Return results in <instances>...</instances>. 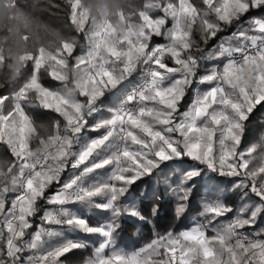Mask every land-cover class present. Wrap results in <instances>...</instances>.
Listing matches in <instances>:
<instances>
[{
    "label": "snow or ice",
    "instance_id": "1",
    "mask_svg": "<svg viewBox=\"0 0 264 264\" xmlns=\"http://www.w3.org/2000/svg\"><path fill=\"white\" fill-rule=\"evenodd\" d=\"M66 2L70 24L89 42L86 56L73 57L76 39L59 36L54 51L45 46L29 50L30 37L25 34L20 37L22 54L9 65L11 48L6 52V45L12 36L19 34L21 26L31 33L33 25H39L16 0H4L0 9L5 19L0 65L10 70L13 80L31 65L30 74L11 96L0 94V143L12 157L0 160V264H63L62 257L86 246L67 240L43 248L44 236L57 233L28 232L32 218L41 211L40 201L60 206L44 211L47 224H66L104 237L85 264H264V238H260L264 231L251 235L243 231L264 217V155L252 164L256 146L239 147L245 122L257 106L264 107V16H250L264 12V0H200L199 4L148 0L140 8L117 0ZM154 10L162 15L154 16ZM169 18L172 24L166 27ZM222 26L236 27L231 40L221 42L218 52L211 54L197 45L202 55L194 56V28L207 43L223 31ZM153 37L166 42L153 44ZM215 57H225L227 62L198 75L200 62ZM70 59H74L71 67ZM42 69L63 86H44ZM138 69L140 82L119 87ZM194 82L210 87L181 111ZM105 90L113 95V90L120 92L117 103L107 109V116L89 124L102 111ZM6 104L10 105L7 112ZM27 106L57 113L63 128L58 120L49 135H41L43 126L28 115ZM89 129L103 131L82 143V134ZM185 158L195 163L180 170L175 188L168 185L176 195L178 217L187 210L197 177L208 174H214L208 175L209 181L240 177L231 188L244 202L235 209L221 199L209 202L202 212L207 225L169 232L131 255L117 250L114 238L120 218L145 219L138 208L121 203L131 186ZM108 166L112 171L107 180L88 183L89 174ZM69 169L72 173L64 179ZM53 185L58 189L46 195ZM97 197L103 200L97 202ZM75 204L110 211V222L90 226L66 207ZM230 213L228 222L216 227ZM209 229L214 235L207 234Z\"/></svg>",
    "mask_w": 264,
    "mask_h": 264
},
{
    "label": "trees",
    "instance_id": "2",
    "mask_svg": "<svg viewBox=\"0 0 264 264\" xmlns=\"http://www.w3.org/2000/svg\"><path fill=\"white\" fill-rule=\"evenodd\" d=\"M20 9L29 17H34L38 21L39 27L33 25L32 32H26L21 26L19 34L13 35L8 44L6 45V52L8 48H11L10 59L8 64H14L16 57L22 54L23 43L20 39L22 35H29L28 49L35 51L40 46H45L49 50L54 51L57 37L63 38H75L76 49L73 53V57H82L87 55L89 51V42L85 38L83 33L75 31L74 27L68 20V5L66 0H16ZM86 3L90 0H85ZM117 2L131 5L136 8L142 7L148 0H117ZM193 2L199 4L200 0H193ZM4 0H0V9L3 8ZM153 13L156 16L162 15L159 10H154ZM262 12L254 11L250 14L251 17H256ZM91 21H89L90 23ZM13 27L16 26V22H10ZM172 24L171 18L168 20L166 27H170ZM223 27V31L219 32L213 39H209L207 43H204L200 37V33L197 29L193 30V39L195 45L192 54L196 57H200L202 52L196 50L198 45L205 54H211L219 46L222 41L231 40L232 33L236 31L235 26ZM247 28V21L245 23ZM88 24L85 25L87 31ZM5 33V19L4 14L0 11V37ZM166 41L161 37H153L152 43H165ZM167 59V58H166ZM169 65L172 66V61H168ZM74 64V59L69 60V67ZM210 59L202 60L200 62V68L198 75L205 73L209 70ZM31 65L29 64L27 69L22 70L23 75L17 77L15 80L11 78L10 70L6 71L4 65H0V94L11 96L16 90L17 85L23 79L30 74ZM134 78L132 77L130 81ZM40 80L42 84L50 89H58L62 85L60 81L54 80L48 75V72L41 70ZM199 83L194 82L191 87L187 89V94L181 104V111H185L189 108L194 98V90ZM102 111L100 113H107L106 105L110 100V94L106 91L104 97H102ZM10 108L9 104L4 106V111L7 112ZM26 112L36 122L37 126H43L39 128L40 134L43 136L49 135L53 131V125L56 121L61 122V128H63V119L55 112L50 110H44L36 106H27ZM98 118V113L89 119V124L95 123ZM99 135V131H93L89 129L82 134V140H89ZM264 137V107L257 106V108L250 115L249 120L244 124V132L240 144V149H247L251 144ZM263 140V139H262ZM37 141H32V146H35ZM79 149V145L74 146V150ZM257 153H253L255 157ZM7 148L5 145L0 143V160H11ZM259 160V158L257 159ZM195 162L191 161L190 158H185L179 164H173L170 168H162V170H156L152 175L145 176L138 180L129 189L126 198L121 200V203L129 206L130 204L136 205L145 219L141 220L136 217L122 216L120 218V235L123 236L128 242L133 243L135 249H141L148 244L152 243L160 236H164L169 232L178 234L182 231L188 230L195 224L207 225V220L202 215L204 210L203 202L215 201L221 199L234 209L239 207L244 201L237 195V191L231 188L233 181L238 182L240 177H215L209 181L208 174L201 177H197L195 186L192 188V194L188 201V207L186 212L177 216L176 214V195L174 191L168 187L171 184L172 188L176 187V181L180 170L188 168ZM252 164H254L252 162ZM250 164V167L252 166ZM172 169H175L173 171ZM72 170L64 173L63 178L66 179ZM58 189V185L51 186L46 195H51ZM255 199V197H253ZM49 204L44 201L39 202L41 211L32 218L33 228H37L41 223L45 227H50L49 224L43 222L42 216L45 208ZM155 211L153 212V209ZM232 216L230 213L227 217H222V220L228 222V219ZM89 225L101 226L102 220L96 216L94 210L88 217ZM224 223V222H223ZM217 227H222L223 224L218 222ZM256 229L264 230V217L258 218ZM253 228L244 229L243 231H250ZM208 235H214V232L209 229ZM92 245H86L82 249H76L62 257L63 264H85V262L93 258L95 248L100 244V237L97 239L91 238ZM50 247V246H49Z\"/></svg>",
    "mask_w": 264,
    "mask_h": 264
},
{
    "label": "rangeland",
    "instance_id": "3",
    "mask_svg": "<svg viewBox=\"0 0 264 264\" xmlns=\"http://www.w3.org/2000/svg\"><path fill=\"white\" fill-rule=\"evenodd\" d=\"M153 15L156 16L154 13H153ZM261 16H264V12H262L259 15H257L256 17H261ZM218 50H219V46H217V48L213 51V53L218 52ZM226 62H227V58H225V57L210 58L209 70H211L214 67L222 68L224 63H226ZM131 78H132V76H130L127 80H125L122 83V85H120L119 87H124L125 85L131 87L132 86V81H130ZM177 78H179V74H177ZM209 87H210V85H208V84H198V86L194 90V98H195V95L198 92L206 91ZM106 91L107 90H105V94H106ZM113 91H115L116 94L113 95L112 92H109L110 100L108 102V105L105 106L106 109H108V108L112 107L114 104H116L117 103V97L120 96V92H118L116 90H113ZM26 108H25V111H26ZM107 115H108V112L107 113H100L99 112L97 120L102 118V117H105ZM102 131L103 130L99 131V135L101 134ZM81 142L83 143L84 141L82 140ZM253 145L256 146L257 153H256V156H255V159H253L252 162L254 164H257V163H259V160H257V159L260 158L261 155H264V137H262L261 139H259L256 142H254L250 146H253ZM78 150L79 149H76L74 151H78ZM111 171H112V166H108L106 168L96 170L94 173L89 174L88 183L91 184V183L107 180L108 177L111 175ZM96 200H97V202H101L103 200V198L102 197H97ZM212 201L210 200V201H207V202H203L204 207H205V205L207 203L212 202ZM129 206H136V205L130 204ZM59 207L60 206H58V205L49 204L48 207L45 208V210L55 211ZM66 207L70 208L74 214L82 216L87 221H88L89 215L92 213V210H94V212L96 213V216H98L102 220L101 226L106 225L107 223H109L110 219H111V212L107 211V210H101V209H97V208L85 207V206L79 205V204L67 205ZM43 222H45V221L43 220ZM220 222H221V224H225L226 221H224V220H222V218H220ZM88 223H89V221H88ZM195 225H197V224H195ZM195 225H193V226H195ZM97 226H93V227H97ZM33 227L34 226H32V228L28 230V232L30 234L35 233L37 231H52L54 233H57V235H53V236H47V235L44 236L43 244H42L43 248H48L49 246L51 247V246H54L56 244L62 243V242L67 241V240L80 241V242L84 243L85 245H92L91 238L97 239L98 237H100V244L104 240V237H102L100 234L84 233L82 230L75 229V228H73L71 226H68L66 224H62V225L51 224L50 227H48V228L45 227L44 228L43 224L40 223L37 228H33ZM192 227H189V229L192 228ZM262 231H264V230L253 228L250 231H244V232L246 234L251 235L254 232H262ZM260 238H264V237H260ZM114 243H115V246H116L117 250L125 252V253H127L129 255H131V254H133L135 252H138L139 250L142 249V248L141 249H135L133 247V243L128 242L125 238H123V236L120 235V232H118V234L115 236ZM110 252H111V249L106 250V254H110ZM94 254H95V252H94ZM93 257H94V255H93Z\"/></svg>",
    "mask_w": 264,
    "mask_h": 264
},
{
    "label": "built area",
    "instance_id": "4",
    "mask_svg": "<svg viewBox=\"0 0 264 264\" xmlns=\"http://www.w3.org/2000/svg\"><path fill=\"white\" fill-rule=\"evenodd\" d=\"M134 79L132 80V86H134L136 83L140 82L142 79L141 72L138 69L137 71L133 72L131 75Z\"/></svg>",
    "mask_w": 264,
    "mask_h": 264
},
{
    "label": "clouds",
    "instance_id": "5",
    "mask_svg": "<svg viewBox=\"0 0 264 264\" xmlns=\"http://www.w3.org/2000/svg\"><path fill=\"white\" fill-rule=\"evenodd\" d=\"M0 7H2V5H0Z\"/></svg>",
    "mask_w": 264,
    "mask_h": 264
}]
</instances>
